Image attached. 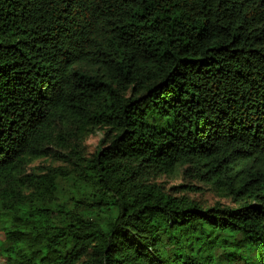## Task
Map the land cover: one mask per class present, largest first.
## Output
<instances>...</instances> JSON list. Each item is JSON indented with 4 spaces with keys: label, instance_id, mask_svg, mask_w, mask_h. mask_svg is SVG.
Here are the masks:
<instances>
[{
    "label": "trees",
    "instance_id": "1",
    "mask_svg": "<svg viewBox=\"0 0 264 264\" xmlns=\"http://www.w3.org/2000/svg\"><path fill=\"white\" fill-rule=\"evenodd\" d=\"M0 264H264V0H0Z\"/></svg>",
    "mask_w": 264,
    "mask_h": 264
},
{
    "label": "rangeland",
    "instance_id": "2",
    "mask_svg": "<svg viewBox=\"0 0 264 264\" xmlns=\"http://www.w3.org/2000/svg\"><path fill=\"white\" fill-rule=\"evenodd\" d=\"M98 137L99 135L96 134V135H92L90 136L87 141H86V150L88 152L90 151H93L95 146L97 145V142H98ZM183 181L181 179H177V180H172V181H168L166 182L167 186H173V185H177L179 183H182ZM201 200H205V202H209V203H212L216 198L210 194V193H207V194H204L203 196L200 197Z\"/></svg>",
    "mask_w": 264,
    "mask_h": 264
}]
</instances>
